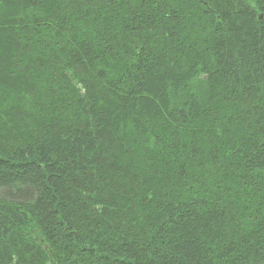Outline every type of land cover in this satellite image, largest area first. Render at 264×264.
<instances>
[{"label":"trees","instance_id":"trees-1","mask_svg":"<svg viewBox=\"0 0 264 264\" xmlns=\"http://www.w3.org/2000/svg\"><path fill=\"white\" fill-rule=\"evenodd\" d=\"M0 264H264V0H0Z\"/></svg>","mask_w":264,"mask_h":264},{"label":"snow or ice","instance_id":"snow-or-ice-1","mask_svg":"<svg viewBox=\"0 0 264 264\" xmlns=\"http://www.w3.org/2000/svg\"><path fill=\"white\" fill-rule=\"evenodd\" d=\"M203 79H207V76H204ZM190 86L193 87V89L195 90V87H197L198 84H197V82L194 81L193 84Z\"/></svg>","mask_w":264,"mask_h":264}]
</instances>
